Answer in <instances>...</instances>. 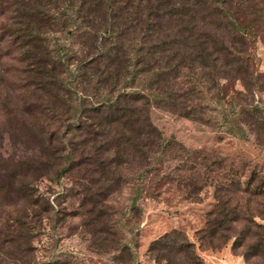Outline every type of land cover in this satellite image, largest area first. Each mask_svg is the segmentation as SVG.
Here are the masks:
<instances>
[{
	"label": "trees",
	"instance_id": "trees-1",
	"mask_svg": "<svg viewBox=\"0 0 264 264\" xmlns=\"http://www.w3.org/2000/svg\"><path fill=\"white\" fill-rule=\"evenodd\" d=\"M260 34L264 0H0V192L16 199L0 204V264H35L27 242L52 210L35 195L37 177L80 174L94 207L128 166L171 149L149 120L150 99L133 88L140 74L158 106L202 121V85H245L247 38ZM234 217L213 219L205 236ZM147 252L155 264L199 263L178 230Z\"/></svg>",
	"mask_w": 264,
	"mask_h": 264
},
{
	"label": "rangeland",
	"instance_id": "rangeland-1",
	"mask_svg": "<svg viewBox=\"0 0 264 264\" xmlns=\"http://www.w3.org/2000/svg\"><path fill=\"white\" fill-rule=\"evenodd\" d=\"M247 42L245 85L230 78L209 90L202 85L196 100L202 121L158 106L161 95L146 87L149 74L137 77L133 88L150 99V122L173 146L128 166L119 188L94 207L87 200L94 188L79 182L80 174L37 177L35 195L47 197L52 210L31 231L32 262L155 264L149 243L178 230L193 243L198 264H264V34ZM6 201L15 196L0 192V204ZM222 215L236 221L208 239L211 221ZM237 232L245 237L233 247Z\"/></svg>",
	"mask_w": 264,
	"mask_h": 264
}]
</instances>
